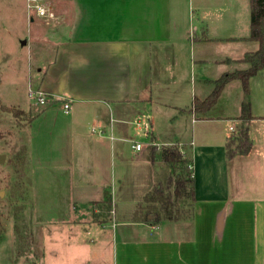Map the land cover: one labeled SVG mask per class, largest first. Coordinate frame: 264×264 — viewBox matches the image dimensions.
<instances>
[{
	"label": "crops",
	"instance_id": "crops-1",
	"mask_svg": "<svg viewBox=\"0 0 264 264\" xmlns=\"http://www.w3.org/2000/svg\"><path fill=\"white\" fill-rule=\"evenodd\" d=\"M63 1L62 26L42 39L52 53L39 68L38 92L49 98L43 121L66 136L59 155L67 164L27 169L24 180L35 201L61 200L52 223L71 225L80 243L84 230L98 231L100 253L76 264H264V67L250 80L248 154L226 155L240 124L241 80L229 82L209 111L191 110L195 97L214 89L210 80L250 66L242 58L259 47L245 39L250 0ZM136 135L150 138V154L127 156ZM173 145L192 162L189 215L135 221L143 196L165 187L171 168L161 153ZM106 191L113 210L100 223L95 209L102 227L92 226L83 209Z\"/></svg>",
	"mask_w": 264,
	"mask_h": 264
},
{
	"label": "rangeland",
	"instance_id": "rangeland-1",
	"mask_svg": "<svg viewBox=\"0 0 264 264\" xmlns=\"http://www.w3.org/2000/svg\"><path fill=\"white\" fill-rule=\"evenodd\" d=\"M40 1L56 13L54 19L37 15V11L29 5L36 2L0 0V102L7 108L22 112L20 116H15L12 111L0 106V154L5 155L4 161H0V264H76L92 258L97 251L100 253L95 227L92 230L86 224L91 233L84 230L80 243L78 232L72 231L71 225L52 223L59 220L54 215L61 211L55 206L57 202L61 205V200L53 197L56 203L35 201L34 192H27L24 180L27 169L51 170L67 164L64 154L63 158L59 155L66 136L58 135L49 120L43 121L44 110L29 121V111L35 112L44 106L36 98L40 83L39 68L50 58L52 47L51 42L45 45L42 39H50L51 34L62 26L58 12H62L61 4L65 3L63 0ZM44 47L49 50H44ZM32 91L34 95H31ZM190 105V102L185 104L187 107ZM187 119L185 137L189 138L192 123L190 117ZM166 128L162 126L159 131L164 132ZM134 138V143H141L143 150L132 149L129 144L127 156L143 152L150 154V138L142 135ZM164 183L165 189L172 192L174 184ZM50 195L56 194L44 192L41 196ZM121 196L122 193L118 192L114 199L120 200ZM48 205H53L55 209ZM89 206L83 210H89L90 223L102 227L92 217L96 207L93 204Z\"/></svg>",
	"mask_w": 264,
	"mask_h": 264
},
{
	"label": "trees",
	"instance_id": "trees-1",
	"mask_svg": "<svg viewBox=\"0 0 264 264\" xmlns=\"http://www.w3.org/2000/svg\"><path fill=\"white\" fill-rule=\"evenodd\" d=\"M244 39V38H243ZM258 42L259 47L254 52H246L243 61L250 66L243 70L225 72L220 77L210 80L214 84L212 92L204 99L195 97L191 110L202 113L212 109L218 102L225 86L236 79L241 80L244 91V100L241 105V113L237 117L240 124L235 132L231 134L226 142V155L229 158L238 154H248L252 149V140L249 133V122L254 118L250 101V80L264 67V0H250V35L248 38ZM49 102L42 109L29 111L31 121L38 112L46 109ZM0 106L4 110L12 111L15 116L22 112L16 108ZM162 159L169 164L171 173L168 183L174 184L172 192L166 190L162 184L155 186L147 192L133 215L135 221L156 223L163 219L176 220L189 215L192 201L195 198V177L192 170V162L185 157L182 150L176 146H166L162 149ZM98 209L94 212L96 221L104 223L113 210L112 195L106 191L102 201L93 202ZM188 206V207H186Z\"/></svg>",
	"mask_w": 264,
	"mask_h": 264
},
{
	"label": "built area",
	"instance_id": "built-area-1",
	"mask_svg": "<svg viewBox=\"0 0 264 264\" xmlns=\"http://www.w3.org/2000/svg\"><path fill=\"white\" fill-rule=\"evenodd\" d=\"M29 1L36 2L35 4L32 3L29 5L37 11V15L48 18V19H54L56 17L51 7L46 6L40 0H29ZM34 94L35 93L32 91L31 95H34ZM36 98H37L38 103L43 104V105L49 102V98H47L42 92L37 91ZM64 107L68 111L70 109V104L66 102L64 103ZM231 129H233V127H231ZM133 148L136 150H140L142 148V145L141 143H135L133 144Z\"/></svg>",
	"mask_w": 264,
	"mask_h": 264
},
{
	"label": "water",
	"instance_id": "water-1",
	"mask_svg": "<svg viewBox=\"0 0 264 264\" xmlns=\"http://www.w3.org/2000/svg\"><path fill=\"white\" fill-rule=\"evenodd\" d=\"M4 159H5V155H3V154H0V161H1V162H3V161H4Z\"/></svg>",
	"mask_w": 264,
	"mask_h": 264
}]
</instances>
